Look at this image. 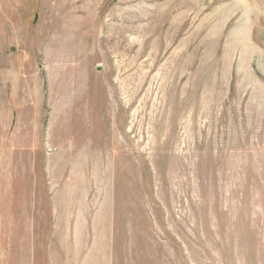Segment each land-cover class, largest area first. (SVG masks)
Returning <instances> with one entry per match:
<instances>
[{"label": "rangeland", "instance_id": "obj_1", "mask_svg": "<svg viewBox=\"0 0 264 264\" xmlns=\"http://www.w3.org/2000/svg\"><path fill=\"white\" fill-rule=\"evenodd\" d=\"M0 264H264V0H0Z\"/></svg>", "mask_w": 264, "mask_h": 264}, {"label": "bare ground", "instance_id": "obj_2", "mask_svg": "<svg viewBox=\"0 0 264 264\" xmlns=\"http://www.w3.org/2000/svg\"><path fill=\"white\" fill-rule=\"evenodd\" d=\"M68 39V38H67ZM63 42V41H62ZM71 45V44H70ZM83 46V45H82ZM82 48V47H81ZM84 49V48H83ZM55 52V51H54ZM76 56V55H75ZM62 69V68H61ZM54 70V69H53Z\"/></svg>", "mask_w": 264, "mask_h": 264}]
</instances>
